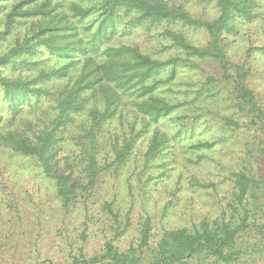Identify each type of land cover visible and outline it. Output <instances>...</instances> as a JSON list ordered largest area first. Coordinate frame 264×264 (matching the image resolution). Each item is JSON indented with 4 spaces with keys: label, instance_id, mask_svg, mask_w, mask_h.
Here are the masks:
<instances>
[{
    "label": "trees",
    "instance_id": "trees-1",
    "mask_svg": "<svg viewBox=\"0 0 264 264\" xmlns=\"http://www.w3.org/2000/svg\"><path fill=\"white\" fill-rule=\"evenodd\" d=\"M211 1L216 11L213 19L198 13L201 8H194L189 0H0V49L4 47L0 52L1 193L12 199L23 181L39 176L53 182L60 205L70 209L79 196L93 194L101 161L113 155L115 165L124 164L150 131L147 157L166 158L172 164L169 142L183 138L182 132L176 130L169 139L151 126L164 124L187 103L170 98L169 86L178 72L197 66L195 59L215 61L222 79L232 85L234 101L261 121L264 111L246 84L248 70L234 66L235 72L230 71L227 39L242 22L257 18L260 2L207 3ZM161 24L168 25L160 32L170 42L167 48H175L184 57L153 56L135 44L109 42L116 34ZM175 27L202 28L209 42L197 46ZM210 81L213 78L207 77L206 82ZM199 96L200 92L194 95L192 103ZM213 144L197 142L193 147ZM80 159L85 163L75 170ZM61 160L69 172H60ZM230 177L233 198L228 205L238 219H225L222 213L219 219H203L192 229L165 228L152 246L147 217L136 246L120 251L107 241L100 255L85 259L80 253L64 264H207L209 258L236 262L241 255L238 237L255 227L248 221L246 206L258 184L243 170L232 171ZM13 204L0 198V209ZM113 207V201L103 204L117 222L119 211ZM126 228L124 223L116 237Z\"/></svg>",
    "mask_w": 264,
    "mask_h": 264
},
{
    "label": "rangeland",
    "instance_id": "rangeland-1",
    "mask_svg": "<svg viewBox=\"0 0 264 264\" xmlns=\"http://www.w3.org/2000/svg\"><path fill=\"white\" fill-rule=\"evenodd\" d=\"M207 1L189 0L194 8H201L198 13L213 19L214 4ZM256 2H260L257 18L242 22L237 32L227 38L228 55L233 65L230 71L235 72L234 66L248 70L246 84L264 111V50L256 49L264 47V0ZM165 28L168 25L149 30L137 27L114 35L109 42L135 44L153 56L184 57L175 48H167L170 42L160 36ZM175 29L183 31L197 46L209 42L210 37L202 28ZM195 62L196 67L178 72L169 86L170 98L187 103L164 124L151 126L169 139L176 130L182 132L183 138L169 142L174 162L169 164L166 158L147 157L150 131L144 134L142 142L135 144L124 164L115 165L113 155L101 161L102 172L93 194L79 196L70 209L60 205L53 182L41 180L39 176L33 181H23V188H17L18 192L11 196L14 200L0 190V198L14 203L11 208L8 205L0 209L4 215L0 217V264H40L42 261L64 264L80 253L88 259L100 255L107 241L125 251L130 245L138 244L139 230L147 217L151 223L149 243L152 246L165 228L192 229L203 219H219L222 213L225 219L231 216L238 219L228 204L233 198L230 173L239 170L251 174L258 184L246 206L248 221L255 227L238 237L241 255L230 264H264V117L258 120L256 114L234 101L232 85L222 79L215 61L195 59ZM207 77L213 81L206 82ZM198 92L197 102L192 103L191 98L198 96ZM204 141L214 144L211 148L193 147ZM83 159L74 166L75 170L82 169ZM59 168L61 173L70 171L62 160ZM168 168L171 169L166 174ZM106 201H113V208L119 211L117 222L103 210ZM169 201L171 206L165 213L163 210ZM239 212L242 214L240 208ZM126 214L128 220H125ZM124 223L127 228L116 237V231H121ZM206 263L224 264L213 258Z\"/></svg>",
    "mask_w": 264,
    "mask_h": 264
}]
</instances>
